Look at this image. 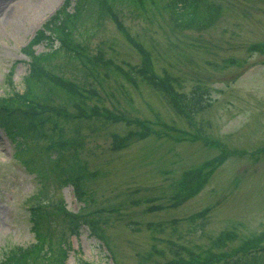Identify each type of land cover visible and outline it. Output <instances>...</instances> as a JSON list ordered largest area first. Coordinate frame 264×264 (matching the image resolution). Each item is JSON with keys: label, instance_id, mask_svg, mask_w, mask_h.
I'll list each match as a JSON object with an SVG mask.
<instances>
[{"label": "rangeland", "instance_id": "374dc122", "mask_svg": "<svg viewBox=\"0 0 264 264\" xmlns=\"http://www.w3.org/2000/svg\"><path fill=\"white\" fill-rule=\"evenodd\" d=\"M64 1L0 0V99L24 90L30 58L23 49ZM169 1L157 0L143 15L121 10L123 28L112 18L79 26L89 52L112 60L109 70L63 55L52 61L80 86L86 114L77 99L54 91L65 114L42 126L38 141L27 125L8 131L0 121V260L16 245L39 241L33 207L41 205L48 212L64 205L96 224V233L87 224L77 232L58 225L62 238L49 223L54 256L63 245L70 264L264 260V48L256 47L264 44V0H213L223 7L219 20L184 31L173 28ZM147 53L167 87L122 74ZM173 91L202 94L207 105L191 115ZM60 129L62 138L82 141L88 174L79 195L19 156L23 148L41 156Z\"/></svg>", "mask_w": 264, "mask_h": 264}, {"label": "trees", "instance_id": "16d2710c", "mask_svg": "<svg viewBox=\"0 0 264 264\" xmlns=\"http://www.w3.org/2000/svg\"><path fill=\"white\" fill-rule=\"evenodd\" d=\"M157 0H66L65 4L49 20H47L36 35L24 48L31 56L30 72L25 79V89L23 92L14 91L10 95L3 97L4 103L0 104V121L2 125L11 131L12 126L21 123L28 126L29 131L33 133V139L38 141L44 137L42 126L45 124H54L53 119H63L56 113L65 114V111L55 106L53 101L54 91L63 93L64 101L69 99L76 100L78 106L86 114V110L81 105L79 96V85L60 75L51 60L59 54L70 60H78L86 67L91 69L97 66H104L110 69L113 65L112 60L101 58V55L94 56L89 52V45L82 40L79 32V26L88 19L94 22H100L105 18L115 20L120 28L123 23L119 14L125 8L134 11L138 15L148 14V10L154 7ZM170 19L173 28L178 31L190 29H206L216 23L223 14L221 4L213 0H170ZM145 16V15H144ZM120 19V20H119ZM131 41L141 51L143 47L136 40ZM46 43L50 50L42 53H36L34 47L38 44ZM256 47H264V44ZM144 56L143 61L131 65L127 71H120L127 78L131 75L135 78L141 77V81L152 84L156 87H167L169 78L160 76L155 69L154 61L149 53ZM151 57V58H150ZM50 65V66H49ZM120 68V66L118 67ZM48 86V87H46ZM174 94V91H173ZM176 100L192 112L199 111L206 104H193L195 97L185 94L176 95ZM193 104V105H191ZM59 105V104H58ZM182 105V106H183ZM4 108V109H3ZM12 109L13 114H7L6 109ZM5 113L6 115H2ZM78 117V116H75ZM81 117V116H79ZM56 140L53 136L48 139V144L42 148L41 156L38 149L35 152H29L27 148L20 149L19 156L29 170L34 171L44 177L57 178L59 181L72 183L80 193L82 181L88 174L87 164L79 159L78 145H82L81 138L77 135L70 138H62V129ZM67 150H72L66 153ZM55 154V155H54ZM33 220L37 223L39 241L28 247L15 246L11 248L3 258L0 264H68V251L62 245L58 255L54 256L53 233L49 223L55 222L56 231L62 238H65V231H62L58 225H65L74 232H77L83 224H89L92 230L95 223L88 218L87 213L80 212L73 214L63 205L61 210L53 212L46 211L42 205L33 207ZM52 235V244L48 251L42 252L45 237ZM225 237H220L224 239ZM62 241V240H61ZM196 259H180L170 264H193ZM215 258L210 257V261H202L201 264H211ZM229 264H264L256 254L250 255L243 262L234 259Z\"/></svg>", "mask_w": 264, "mask_h": 264}]
</instances>
